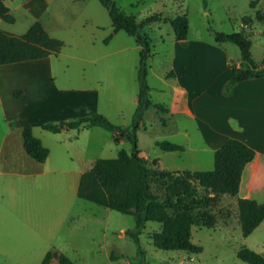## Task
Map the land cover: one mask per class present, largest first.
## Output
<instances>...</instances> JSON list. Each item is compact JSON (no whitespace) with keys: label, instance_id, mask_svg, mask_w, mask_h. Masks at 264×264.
<instances>
[{"label":"rangeland","instance_id":"374dc122","mask_svg":"<svg viewBox=\"0 0 264 264\" xmlns=\"http://www.w3.org/2000/svg\"><path fill=\"white\" fill-rule=\"evenodd\" d=\"M26 1L2 0L14 22L0 19V30L20 35L35 20H40L51 36L63 41L60 51L52 54L45 66L48 73L40 76L43 89L51 91L49 84L60 91L96 92L94 105H80L62 119L43 117V124L74 120L81 109L84 113L88 110L104 113L113 124L129 125L138 91L139 46L133 37L118 31L104 42L112 26L98 0H47L43 2V10L38 11L39 18L24 6ZM115 1L122 13L135 16L137 21L152 13L168 18L186 15L189 46L201 51L197 60L199 70L193 77L198 90L213 80L217 89L220 81L217 77L221 69L217 67L219 55L211 46L218 43L210 30L239 31L241 18L254 15L249 0ZM258 8L264 11V0H260ZM140 34L150 39L151 47L147 80L152 104L137 131L138 148L150 170V195L165 205L169 215L182 210L189 214L190 240L201 251L156 248L149 236L159 231L160 225L148 222L139 236L145 252L141 258L133 240L124 233L134 227L132 216L77 197L79 173L89 169L96 159L114 158L121 149L129 151L126 138L115 143L111 134L100 127L79 133L76 129L64 128L52 133L41 126H32L49 154L44 162L31 159L22 147L21 129L27 124L11 108L24 106L27 100V104L31 102L32 80L11 75L10 67H3L0 68V264H39L48 251L64 254L72 264H247L236 256L242 247L264 254V219L243 237L236 221L237 207L231 200L234 197L213 196L194 181L185 195L170 191L172 179L184 172L172 170L208 167L203 166L208 158L197 152L187 151L182 157V152H167L155 146V141L161 140L191 147L203 145V137L196 133L192 121L184 122L189 128L188 135L180 133V121L171 109L179 95L177 74H181L183 62L190 58V53L176 42L167 22L145 26ZM260 38L250 33L251 52L255 57L263 51ZM225 45L233 48L231 55L240 56L235 44ZM170 70L176 73L175 77L166 76ZM201 90L200 96L208 95ZM225 93L212 91L209 95L219 98ZM158 104L162 108L166 106L168 112L158 111ZM211 163L213 168V160ZM112 252L117 255L115 260L110 259ZM51 264L59 263L52 259Z\"/></svg>","mask_w":264,"mask_h":264},{"label":"trees","instance_id":"16d2710c","mask_svg":"<svg viewBox=\"0 0 264 264\" xmlns=\"http://www.w3.org/2000/svg\"><path fill=\"white\" fill-rule=\"evenodd\" d=\"M107 11L112 32L104 40L107 43L113 34L123 31L133 37L139 46L136 80L138 85L137 103L129 125L122 126L111 123L103 114L91 113L79 116L71 121L44 123L41 127L52 133L62 129H81L100 127L111 134L112 140L118 143L126 138L130 143L129 151L121 149L114 158L96 159L91 167L80 174L76 195L78 198L92 202L101 207L132 216L134 227L124 233L133 240L137 254L144 258L145 252L140 246L139 236L145 229L146 223L154 222L160 225L159 231L152 232V244L161 250H183L198 253L201 247L193 244L191 236V218L185 211L169 215L163 203L150 195L149 176L145 157L138 148L137 131L142 124L145 111L151 106L150 87L148 85V59L151 56L150 39L140 34V30L155 22L170 24L174 38L180 46L187 45L188 21L185 14H177L173 18L163 17L160 13H152L140 21L133 15H125L119 10L115 0H98ZM257 0H249V7L255 8ZM257 18L261 19L259 12ZM0 19L12 23L14 17L9 8L0 0ZM252 21L250 16H243L241 23L247 25ZM215 42H230L235 44L240 52L243 64L231 67V78L225 87L226 93L238 82L264 77V68H259L251 56V41L240 29L231 33L219 32L211 29ZM63 46V41L50 36L39 21L33 22L20 35L0 30V66L40 59L57 54ZM159 110H158V108ZM158 111L163 113L167 109L159 104ZM22 147L24 152L36 162H44L48 156V149L42 145L39 138L34 136L32 127L25 125L21 129ZM155 146L167 152H181L182 145L167 141H155ZM254 157V150L236 139L226 140L213 154V169L184 171L177 174L169 184L172 193L185 195L191 187L192 181L210 194H227L236 196L244 166ZM238 220L241 235L247 237L264 219V202L246 198H237ZM237 258L247 264H264V254L242 247L236 253ZM117 255L110 254L115 260ZM56 259L59 264H72L62 253L48 251L39 264H51Z\"/></svg>","mask_w":264,"mask_h":264},{"label":"crops","instance_id":"0c3cea01","mask_svg":"<svg viewBox=\"0 0 264 264\" xmlns=\"http://www.w3.org/2000/svg\"><path fill=\"white\" fill-rule=\"evenodd\" d=\"M46 1L47 0H27L24 6L27 7L28 10L35 12L36 18H39L38 11L41 12V10H43L45 5L43 2ZM259 2L260 0H257L256 6L253 8L254 15L250 16L252 21L247 25L241 23L239 28L247 34L249 39L250 33L257 36L260 35L261 38L259 39V43L261 44L263 51L257 57L251 52V56L259 68H264V11L258 8ZM256 12L260 13L261 19L257 18ZM35 21H39L44 30L48 33L46 27L40 20ZM226 43L227 42L218 43V45H211L213 48L212 51L219 55L217 59L220 61V64L217 65V67L219 66L221 68L220 74H217V77L220 78L218 88L215 89L216 81L213 80L206 85V88L202 90L200 89L201 92H208V95L200 96L198 93L200 90L195 86V80L193 77L199 70V62H197V60H199L201 51L199 48H190V41H187L185 47L186 50H189L187 53H190V58L183 62L181 74H177L178 83L176 91L179 92V95L176 96L171 109L177 113L178 120L180 121V133L184 136L188 135L189 128H187V125L184 123L188 120L192 121L196 133L203 137L202 147H191L190 145L179 144L184 147L183 151H181L182 157L187 151H192L193 154L197 152L198 155H204L206 159L208 158L207 162L203 165L208 167L201 170L213 169L211 168L213 154L215 150L228 139L239 140L254 150L253 159L246 163L242 171L238 193L234 196L235 199L230 198L237 207V198H246L257 202H264V77L238 82L231 88L229 93L220 95L219 98L214 96V94L209 95L212 91L225 92V87L232 75L231 67H239L243 64L241 56H233L230 54V51L233 48L231 46H226ZM252 47L253 43L251 41L250 51H252ZM51 56L52 55L40 59L0 66V68L10 67L9 71H11V75L19 74L32 80V91L34 96L32 97L31 102L27 104V102H29L27 100L25 101L24 106L14 105V107L11 108L12 112L16 113V115L22 119L24 118V123L31 127L41 126L45 120L43 117L48 116L49 118L62 119L66 118L72 109H75L80 105H94L93 96H96L95 90L60 91L57 90L55 86L49 85L48 83V89L50 88L51 91L43 89L40 76L43 72L45 74L48 73V70H45V66L49 62ZM39 70L42 71L38 75ZM170 73L171 75H167ZM166 76L175 77L176 73L170 70L166 73ZM202 104L204 105L203 107L201 106ZM165 108L167 111L164 113H167L168 108L166 106ZM91 113L96 112L88 110V113H84L80 109L78 116ZM48 114H51L52 116H49ZM83 129L87 128L76 130L79 133ZM34 136L36 135L34 134ZM42 145L44 146L43 143ZM199 166H201V164L198 165V167ZM198 170L197 167H194L190 170L172 171L193 172ZM81 173H79V177ZM236 221L239 223L238 210Z\"/></svg>","mask_w":264,"mask_h":264}]
</instances>
